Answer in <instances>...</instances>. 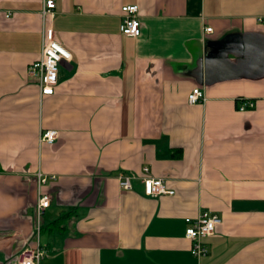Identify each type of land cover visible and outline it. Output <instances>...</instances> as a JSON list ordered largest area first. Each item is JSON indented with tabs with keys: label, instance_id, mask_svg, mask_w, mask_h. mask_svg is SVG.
Masks as SVG:
<instances>
[{
	"label": "crops",
	"instance_id": "obj_1",
	"mask_svg": "<svg viewBox=\"0 0 264 264\" xmlns=\"http://www.w3.org/2000/svg\"><path fill=\"white\" fill-rule=\"evenodd\" d=\"M55 3L46 24L72 59L41 96L27 68L41 55L44 0H0V264L37 242L39 264H264V78L205 86L197 70L219 45L264 36V0ZM134 4L141 35L130 38L121 8ZM195 87L206 100L189 104ZM47 129L54 144L40 142ZM144 168L169 193L146 196ZM38 172L57 176L40 224ZM201 210L222 223L196 259L185 219Z\"/></svg>",
	"mask_w": 264,
	"mask_h": 264
},
{
	"label": "built area",
	"instance_id": "obj_2",
	"mask_svg": "<svg viewBox=\"0 0 264 264\" xmlns=\"http://www.w3.org/2000/svg\"><path fill=\"white\" fill-rule=\"evenodd\" d=\"M55 0H44V6L41 11L43 19L42 29V48L39 59L29 64L27 68V78L39 87L41 96L52 95L58 85V73L60 64L63 61H70L72 53L64 47L56 38L55 30L52 25H47L48 20L53 19L55 15ZM138 5H125L121 8V33L130 38H137L141 35V22L138 17ZM261 21V19H258ZM205 32H212V28H205ZM206 99L200 87H195L188 95L189 104H198ZM254 107V102L248 99H242L240 110H247ZM59 138L57 130H42L40 142L54 144ZM57 179V176H46L42 172L37 173V202L36 218L40 224L41 218L51 204V196L43 188L51 181ZM132 176L121 173L118 175V184L122 190H130ZM144 193L149 197H157L169 193L166 189L165 180L156 178L149 174L148 168H144L142 177ZM185 236L191 241L190 252L193 257L200 259L209 253L206 240L214 235L218 226L222 223V218L215 212L201 210L195 218H186ZM40 230V226L38 227ZM45 251L37 242L32 247H26L20 253L18 264H39L44 258Z\"/></svg>",
	"mask_w": 264,
	"mask_h": 264
},
{
	"label": "water",
	"instance_id": "obj_3",
	"mask_svg": "<svg viewBox=\"0 0 264 264\" xmlns=\"http://www.w3.org/2000/svg\"><path fill=\"white\" fill-rule=\"evenodd\" d=\"M205 54L197 66L201 85L237 78H264L263 35L243 34L235 42L219 45L215 53Z\"/></svg>",
	"mask_w": 264,
	"mask_h": 264
},
{
	"label": "trees",
	"instance_id": "obj_4",
	"mask_svg": "<svg viewBox=\"0 0 264 264\" xmlns=\"http://www.w3.org/2000/svg\"><path fill=\"white\" fill-rule=\"evenodd\" d=\"M239 100H242L241 98L239 99ZM238 101V100H237ZM68 215H65V216H62L61 218H59L58 220H56L55 222H53V223H51L50 225H48L47 227H46V229H49L50 231H54V230H56V231H60L61 229V223H62V221H63V219L65 218V217H67Z\"/></svg>",
	"mask_w": 264,
	"mask_h": 264
}]
</instances>
